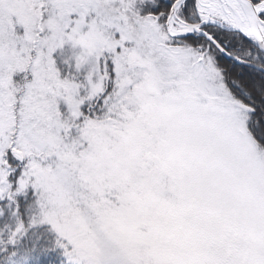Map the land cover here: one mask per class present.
<instances>
[{"label":"snow or ice","instance_id":"snow-or-ice-1","mask_svg":"<svg viewBox=\"0 0 264 264\" xmlns=\"http://www.w3.org/2000/svg\"><path fill=\"white\" fill-rule=\"evenodd\" d=\"M0 264H264V0H0Z\"/></svg>","mask_w":264,"mask_h":264}]
</instances>
